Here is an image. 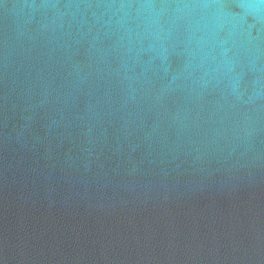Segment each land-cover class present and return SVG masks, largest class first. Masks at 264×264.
Returning <instances> with one entry per match:
<instances>
[{"label":"water","instance_id":"95a60500","mask_svg":"<svg viewBox=\"0 0 264 264\" xmlns=\"http://www.w3.org/2000/svg\"><path fill=\"white\" fill-rule=\"evenodd\" d=\"M0 264H264V0H0Z\"/></svg>","mask_w":264,"mask_h":264}]
</instances>
